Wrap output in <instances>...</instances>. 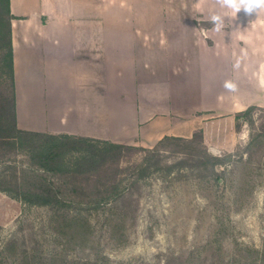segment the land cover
Instances as JSON below:
<instances>
[{"label": "crops", "instance_id": "crops-1", "mask_svg": "<svg viewBox=\"0 0 264 264\" xmlns=\"http://www.w3.org/2000/svg\"><path fill=\"white\" fill-rule=\"evenodd\" d=\"M10 10L20 132L144 148L198 132L204 144L230 142L238 116L264 103V9L236 15L217 0H10ZM216 13L221 32L210 21Z\"/></svg>", "mask_w": 264, "mask_h": 264}, {"label": "rangeland", "instance_id": "rangeland-1", "mask_svg": "<svg viewBox=\"0 0 264 264\" xmlns=\"http://www.w3.org/2000/svg\"><path fill=\"white\" fill-rule=\"evenodd\" d=\"M5 59L0 53V264H264V103L240 118L230 142L205 145L198 132L158 149L111 150L91 173H48L36 158L48 139L12 128ZM30 193L61 203L9 197ZM63 214L72 221L60 223Z\"/></svg>", "mask_w": 264, "mask_h": 264}, {"label": "trees", "instance_id": "trees-1", "mask_svg": "<svg viewBox=\"0 0 264 264\" xmlns=\"http://www.w3.org/2000/svg\"><path fill=\"white\" fill-rule=\"evenodd\" d=\"M13 19H15V17L11 15L10 0H0V53H5V60L12 83L14 81L11 31V21ZM255 107L256 106L249 107L238 116V119L242 118L244 115L250 116L255 110ZM12 128L17 135L20 134L37 137L41 136L48 139L44 145L37 146L36 148L37 165L43 171H46L48 173H58L63 175L91 173L94 171L93 169L96 168L95 166L99 165L100 161H104L106 157L109 156L111 150L123 148V145L91 138L74 137L67 135L48 136L35 133L20 132L16 129L15 113H13ZM13 137L15 139L18 138L16 136ZM167 141L191 142L192 139L164 137L155 145L154 148L158 149ZM69 155H73L72 161L66 160ZM84 165H89L88 169L84 170ZM0 192L7 193V190L0 188ZM9 197L16 201L33 206H50L55 203H61V201L55 195H51L50 193H30L15 196L9 195ZM108 201L110 200H103L104 203ZM99 204L101 203L99 202ZM60 217H62L60 223L72 221L69 218H66L67 216L64 214Z\"/></svg>", "mask_w": 264, "mask_h": 264}, {"label": "clouds", "instance_id": "clouds-1", "mask_svg": "<svg viewBox=\"0 0 264 264\" xmlns=\"http://www.w3.org/2000/svg\"><path fill=\"white\" fill-rule=\"evenodd\" d=\"M217 3L221 8L230 9L236 15L241 10L247 15H251L253 13L258 14L264 9V0H217ZM210 21L214 24L213 30L216 32H221L225 27L224 16L220 13L211 15ZM235 67H239V61H237ZM224 86L232 91L236 89V85L232 81H226Z\"/></svg>", "mask_w": 264, "mask_h": 264}]
</instances>
